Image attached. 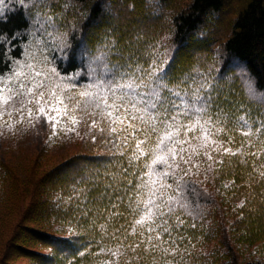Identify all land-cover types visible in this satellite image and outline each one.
<instances>
[{
	"label": "trees",
	"instance_id": "1",
	"mask_svg": "<svg viewBox=\"0 0 264 264\" xmlns=\"http://www.w3.org/2000/svg\"><path fill=\"white\" fill-rule=\"evenodd\" d=\"M6 2L11 15L6 27L19 31L13 59L24 57L32 39L44 37L58 70L78 72L75 83L87 85L94 76L110 78L104 65L92 63L106 44L109 69L129 63L147 68L154 59H163L170 86L193 66L207 74L215 86L211 111L216 115L217 105L224 109L234 148L244 142L234 119H264V0H49L55 27L67 40L63 52L54 51L52 37L36 30V14L43 6L29 0L27 7ZM44 28L52 32L48 25ZM0 71H5L4 63ZM245 80L255 96L249 95ZM49 144L47 139L29 157L24 172L0 154V264H100L110 257L97 255L99 250L114 249L119 242L112 233L119 229L118 237L127 236L131 212L121 203L120 215L107 219L108 202L95 201L99 189L77 209L72 189L92 187L76 183L82 177L98 180L102 187L107 174L128 167L127 161L111 155L99 135L95 142L87 135L74 152L55 161L49 159ZM251 151L246 147L243 157H222L224 163L215 164L205 179L188 178L192 214L178 210L184 225L174 233L183 238L177 240L175 257L162 258L141 245L135 253L125 248L119 264H163V259L173 264H264V155L256 159ZM123 242L133 243L134 238Z\"/></svg>",
	"mask_w": 264,
	"mask_h": 264
},
{
	"label": "snow or ice",
	"instance_id": "2",
	"mask_svg": "<svg viewBox=\"0 0 264 264\" xmlns=\"http://www.w3.org/2000/svg\"><path fill=\"white\" fill-rule=\"evenodd\" d=\"M14 2L27 7L25 0ZM29 2L43 6L42 12L36 14V30L52 37L54 51L63 52L68 47L67 40L55 27V17L49 12L53 5L49 0ZM6 8V0H0V63L5 67V71H0V134L4 128L15 131L16 125L26 122L35 128L43 120L51 129V141L59 135L73 133L79 137L78 128L86 124L87 135L93 142L99 135L103 143L110 145V154L122 157L128 164L108 173L102 187L100 181L82 177L76 183H90L92 187L72 189L79 201L77 209L90 202V192L99 189L95 201L108 202L107 219L120 215L117 209L121 203H126L131 212V225L124 231L134 242L125 244L127 236L118 237L117 229L112 233V238L119 241L116 247L101 248L97 253L110 257L100 264H119L125 248L135 253L141 245L145 252L162 258L175 257L180 250L177 240L183 238L174 233L184 225L178 210L192 214L188 178L199 174L201 164L197 161L206 159L207 168L211 169L214 163H224L222 157L245 156L246 147L252 149V156L260 159L264 155V140L260 138L264 134V119L257 117L253 121L239 116L236 132L245 140L234 148L232 135L225 126L226 114L220 105L213 117L215 86L207 74L193 66L179 83L170 86L163 59L159 62L154 59L147 68L139 64L133 68L129 63L109 69L106 44L101 45L92 63L104 65L110 78L94 76L91 83L78 87L75 81L79 73L62 74L43 50L40 57L24 50V59H13L10 53L20 42L19 31H9L6 27L11 20ZM244 83L249 95L255 96L251 82ZM260 175L264 176V172ZM191 191L195 194L194 187ZM56 200L61 201L62 197L57 196ZM71 200L69 196L67 202ZM83 215H88L86 207ZM100 227L103 230L105 225ZM78 254L83 256L85 252ZM163 264L173 261L163 259Z\"/></svg>",
	"mask_w": 264,
	"mask_h": 264
},
{
	"label": "rangeland",
	"instance_id": "3",
	"mask_svg": "<svg viewBox=\"0 0 264 264\" xmlns=\"http://www.w3.org/2000/svg\"><path fill=\"white\" fill-rule=\"evenodd\" d=\"M25 50L33 52L37 57L41 56L43 50L44 54L49 57L50 44L46 38L36 37L26 44ZM22 59H24V57ZM77 86L82 87L84 85L77 84ZM213 117L215 118L214 114ZM234 121L236 122V119H234ZM226 122H228L227 118L225 120V123ZM88 130L86 124H81L78 128L80 132L79 137L73 133L67 136L59 135L53 138L49 144L50 161L57 160L62 154L67 155L74 152L78 147V142L83 141L87 137ZM50 134L51 129L43 120H41L35 128L30 127L27 122L16 125L15 131H9L7 128H4L2 134H0V154L2 157L13 162L21 172H24L29 162V157L37 152L47 139L49 140ZM237 136L240 140H245V138L239 134H237ZM221 138L227 139L223 136ZM197 162L201 164V168L199 174L196 176L205 179L211 174L212 168H207L209 162L206 159L201 158ZM214 165L215 163L212 167H214ZM193 171L195 172L196 170L193 169Z\"/></svg>",
	"mask_w": 264,
	"mask_h": 264
}]
</instances>
